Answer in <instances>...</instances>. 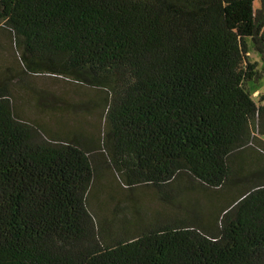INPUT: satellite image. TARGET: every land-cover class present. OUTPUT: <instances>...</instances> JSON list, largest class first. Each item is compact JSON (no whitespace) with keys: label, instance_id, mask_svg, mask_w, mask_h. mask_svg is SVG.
Here are the masks:
<instances>
[{"label":"trees","instance_id":"obj_1","mask_svg":"<svg viewBox=\"0 0 264 264\" xmlns=\"http://www.w3.org/2000/svg\"><path fill=\"white\" fill-rule=\"evenodd\" d=\"M253 2L0 0V264H264ZM138 187L164 211L128 217Z\"/></svg>","mask_w":264,"mask_h":264},{"label":"rangeland","instance_id":"obj_2","mask_svg":"<svg viewBox=\"0 0 264 264\" xmlns=\"http://www.w3.org/2000/svg\"><path fill=\"white\" fill-rule=\"evenodd\" d=\"M261 7V0H254L253 2V10L256 11L260 9ZM250 60L253 62H258L259 68H261V63L259 60V56L255 52L250 53ZM30 82L35 85L37 88H42L47 91H61L66 92L74 89H78L80 91L81 96L75 97L76 99H82V100H88L89 98H92V95L94 92H92L91 89L80 86V85H73L71 83H66L63 80L60 79H53L51 77H33L30 79ZM77 86V87H75ZM254 86V89H257L255 93H253L252 97L255 101H258V98L260 95H264V75L262 76L261 81L258 84H253L251 87ZM30 96L25 97L24 99H19V101H25L22 103H17L18 107L20 108V111L26 112L27 117H29L32 120L40 119L46 120L45 116H39L36 114L34 109L32 108L33 102L30 101ZM261 139L264 142V134L260 136ZM254 170L251 166L247 167L244 172ZM100 178V177H99ZM111 180H108L106 182L105 179H100L96 183L97 187L99 188L102 186L103 190L100 192L99 196L103 199L108 195H112L111 193L114 192L113 185L111 184ZM111 185V187L108 186ZM117 184V183H116ZM195 186V185H194ZM197 186V185H196ZM128 189H122L123 193L126 194ZM137 191L133 192L136 195L137 201L134 203V207H130L131 210L128 212V217H139L142 215L143 219H147L152 217L154 218V215L158 213L159 211H164V206L160 203V201L154 197L153 194H151V191L145 188L136 189ZM218 192V191H216ZM195 194V206L193 209L196 211L197 214L201 216H205L206 212L208 211V198L209 196L208 192H203L201 189H196ZM219 194H222V191H219V193H215L213 196H218ZM193 195V194H191ZM139 214V215H137ZM149 214V215H148ZM175 214L174 211H171L170 216L173 217ZM146 217L147 215V218Z\"/></svg>","mask_w":264,"mask_h":264},{"label":"crops","instance_id":"obj_3","mask_svg":"<svg viewBox=\"0 0 264 264\" xmlns=\"http://www.w3.org/2000/svg\"><path fill=\"white\" fill-rule=\"evenodd\" d=\"M258 92V91H257Z\"/></svg>","mask_w":264,"mask_h":264}]
</instances>
